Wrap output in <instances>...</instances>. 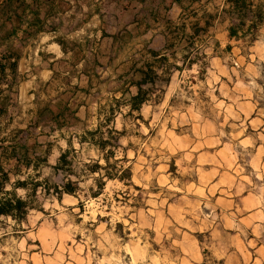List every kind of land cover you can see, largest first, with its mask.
<instances>
[{
  "label": "crops",
  "instance_id": "obj_1",
  "mask_svg": "<svg viewBox=\"0 0 264 264\" xmlns=\"http://www.w3.org/2000/svg\"><path fill=\"white\" fill-rule=\"evenodd\" d=\"M23 3L24 10L7 13L13 46L23 49L0 57L2 149L13 148L19 127L43 149L31 156L25 145L31 158L47 157L55 166L70 142L72 148L90 145L81 146L79 137L92 127L124 129L127 115L153 121L160 113L189 110L190 104L176 106L179 96H201L239 117L234 134L239 144L254 147L249 165L255 179L262 175L263 181L251 188L244 184L248 176L242 174L240 158L229 152L222 123L204 118L191 123L183 117L176 119L178 125H193L198 135L176 138L189 142L186 150L199 149L194 158H203L207 150L226 157L220 168L200 173L195 193L216 196V203L227 207L225 221L235 228L264 223V0ZM138 94L144 103L129 115ZM100 157L97 162L104 160ZM236 171L243 183L237 184Z\"/></svg>",
  "mask_w": 264,
  "mask_h": 264
},
{
  "label": "rangeland",
  "instance_id": "obj_2",
  "mask_svg": "<svg viewBox=\"0 0 264 264\" xmlns=\"http://www.w3.org/2000/svg\"><path fill=\"white\" fill-rule=\"evenodd\" d=\"M23 4V0H0V57L23 49L22 44L13 46L14 38L7 26L8 11L24 10ZM199 97L179 96L176 106L190 104L189 110L160 113L153 121H137L134 115H127L126 127L117 128L124 134H112L116 147L111 149L114 154L109 158L113 174L125 178H104L106 185L98 197L91 196L90 189L99 191L94 179L101 175L90 174L86 165L99 161L101 153L88 144L82 149L73 147L77 152L69 158L73 160L71 168L80 175L77 195H63L59 201L53 189L50 194L39 190L42 210H31L27 222L17 231L11 219L6 221L0 235V264H264V223L235 228L225 221L227 207L216 203V196L203 198L195 193L200 173L211 167L220 168L226 157L207 150L203 158H194L199 149L186 150L189 142L176 138L198 135L197 127L178 125L176 119L183 117L191 123L202 118L222 123L221 135L226 134L227 145L232 147L229 152L235 159L240 158L242 174L248 176L244 184L248 182L251 188L263 181L262 175L255 179L249 165L254 147L239 144V135L234 134L238 129L233 126L239 117L216 109L208 99ZM260 102L264 107V92ZM158 118L161 121L156 126ZM24 130L16 127L12 138L27 145L31 156L41 154L39 143L30 141ZM103 132L105 138L110 137L108 128L104 127ZM2 146L0 165L13 172L20 170L17 176L11 174L12 182L49 179L52 185H62L66 181L65 175L54 173L53 165L48 163L40 165L38 172L34 167L18 165L13 148L5 150ZM99 163L105 165L104 160ZM225 170L233 173L234 168ZM236 172L237 184L243 183L239 179L241 173ZM249 178L254 179L253 184ZM234 185L227 186L241 190ZM18 194L23 196L25 191L19 190Z\"/></svg>",
  "mask_w": 264,
  "mask_h": 264
},
{
  "label": "trees",
  "instance_id": "obj_3",
  "mask_svg": "<svg viewBox=\"0 0 264 264\" xmlns=\"http://www.w3.org/2000/svg\"><path fill=\"white\" fill-rule=\"evenodd\" d=\"M3 68V67H1ZM132 109L129 112V115H133L134 111H140L142 104L144 103V97L141 94H138L132 97L131 101ZM140 118V117H139ZM116 133L118 135L124 134L122 131H117L115 129L109 130V138H105L102 126L96 130L86 131L84 135L79 137V144L83 146L85 143L95 146L102 154L103 159L105 160V165H100L99 162L94 163L93 165L87 164L86 169L90 174L99 173L101 177L95 178L94 181L99 187L98 192H93V189H90L91 196L98 197L101 195L102 191L105 188L106 181L112 179L124 180L125 176H118L113 174L112 169L113 165L109 163V158L114 154L112 148H115L112 138V134ZM70 149L64 151L59 157L57 165L53 166L54 173H63L66 177V181L62 185L50 184L49 179L44 181H36V179L21 180L17 179L15 182H12V176L19 175V168L16 169V172L12 170H7L5 167L0 165V235L3 230V227L6 224V221L11 219L14 224V230L17 231L18 227L23 226L27 222V218L31 210H42L40 202L38 200L39 190L42 191V194H50L51 189H53L56 195V198L61 201L63 195L76 196L79 188V177L71 167L73 165V160L70 159V155L75 153V149H72V142L69 143ZM108 147L109 148L108 150ZM106 152V153H105ZM29 148L25 145H22L20 142H15L13 144V157L17 159L18 165L24 164L26 167H34L36 172L39 171L40 165H47L48 160L45 158H36L35 160L30 157ZM48 154V153H47ZM104 171L105 173H101ZM71 176L76 177V180H73ZM8 186L10 188L8 189ZM19 190H24L25 194L20 196L18 194Z\"/></svg>",
  "mask_w": 264,
  "mask_h": 264
}]
</instances>
